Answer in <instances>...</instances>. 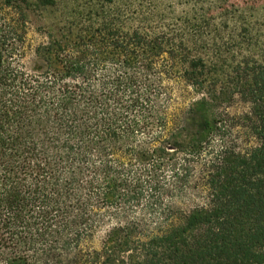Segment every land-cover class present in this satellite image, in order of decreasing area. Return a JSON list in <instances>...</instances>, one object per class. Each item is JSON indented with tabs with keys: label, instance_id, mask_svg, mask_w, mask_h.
<instances>
[{
	"label": "trees",
	"instance_id": "16d2710c",
	"mask_svg": "<svg viewBox=\"0 0 264 264\" xmlns=\"http://www.w3.org/2000/svg\"><path fill=\"white\" fill-rule=\"evenodd\" d=\"M0 264H264V0H0Z\"/></svg>",
	"mask_w": 264,
	"mask_h": 264
},
{
	"label": "rangeland",
	"instance_id": "374dc122",
	"mask_svg": "<svg viewBox=\"0 0 264 264\" xmlns=\"http://www.w3.org/2000/svg\"><path fill=\"white\" fill-rule=\"evenodd\" d=\"M41 22L39 21L37 17V13H33L32 19H31V37L35 39V42L39 40V35L37 34L36 27L40 24ZM247 109V105L244 104L243 102H237L235 103L231 108L230 112L231 113H240L244 110ZM109 229V225L105 224L101 227H99L94 235L85 240L83 242V247L88 248V247H93V248H99L102 245V242L104 241L106 237V233Z\"/></svg>",
	"mask_w": 264,
	"mask_h": 264
}]
</instances>
